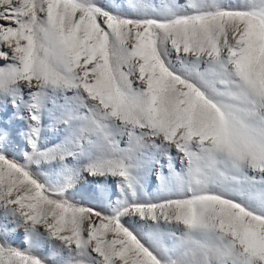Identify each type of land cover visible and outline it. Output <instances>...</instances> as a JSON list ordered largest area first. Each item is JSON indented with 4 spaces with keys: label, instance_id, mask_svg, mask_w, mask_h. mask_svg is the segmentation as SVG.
Returning <instances> with one entry per match:
<instances>
[{
    "label": "snow or ice",
    "instance_id": "1",
    "mask_svg": "<svg viewBox=\"0 0 264 264\" xmlns=\"http://www.w3.org/2000/svg\"><path fill=\"white\" fill-rule=\"evenodd\" d=\"M0 264H264V0H0Z\"/></svg>",
    "mask_w": 264,
    "mask_h": 264
},
{
    "label": "rangeland",
    "instance_id": "2",
    "mask_svg": "<svg viewBox=\"0 0 264 264\" xmlns=\"http://www.w3.org/2000/svg\"><path fill=\"white\" fill-rule=\"evenodd\" d=\"M50 138L55 141V136H51ZM24 149H25V145H24L23 139L21 138L20 143L16 146V149H15V154L17 158H22ZM41 171L43 174H46V172H44L43 169ZM97 188H98V185L95 183V180L92 177H88L87 179H83L79 181V183L76 186V189H74V192L76 193V199L82 200V201L93 200L95 198V194L93 190ZM155 188H156V184L153 178V180L150 181L149 186L146 190L149 191V194H151L152 192L155 191ZM14 239L17 245H19L21 242V237L18 235V236H15Z\"/></svg>",
    "mask_w": 264,
    "mask_h": 264
}]
</instances>
